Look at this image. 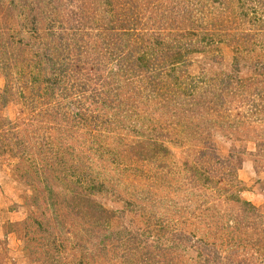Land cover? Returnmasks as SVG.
Segmentation results:
<instances>
[{"label": "rangeland", "instance_id": "374dc122", "mask_svg": "<svg viewBox=\"0 0 264 264\" xmlns=\"http://www.w3.org/2000/svg\"><path fill=\"white\" fill-rule=\"evenodd\" d=\"M0 264H264V0H0Z\"/></svg>", "mask_w": 264, "mask_h": 264}, {"label": "trees", "instance_id": "16d2710c", "mask_svg": "<svg viewBox=\"0 0 264 264\" xmlns=\"http://www.w3.org/2000/svg\"><path fill=\"white\" fill-rule=\"evenodd\" d=\"M120 71H121V72H124V69L122 68ZM214 260H215V262H217L216 259H214Z\"/></svg>", "mask_w": 264, "mask_h": 264}]
</instances>
